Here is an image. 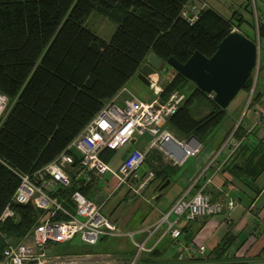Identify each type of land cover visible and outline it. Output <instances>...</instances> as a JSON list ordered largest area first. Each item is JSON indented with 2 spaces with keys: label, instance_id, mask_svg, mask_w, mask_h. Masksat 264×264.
<instances>
[{
  "label": "trees",
  "instance_id": "obj_1",
  "mask_svg": "<svg viewBox=\"0 0 264 264\" xmlns=\"http://www.w3.org/2000/svg\"><path fill=\"white\" fill-rule=\"evenodd\" d=\"M192 2L0 0V94L7 100L0 124V215L6 205L14 211L13 219L0 222V258L9 242L21 239L36 226L40 214L31 204H11L19 186L16 173L33 172L64 151L100 108L135 76L150 53L162 61L173 57L180 63L195 51L210 58L235 23L251 41L255 42V37L241 30L245 22L258 39L264 38V20L259 17L252 23L235 11L225 18L210 7L190 22L181 13ZM244 7L248 10V4ZM92 12L116 23L108 41L84 25ZM173 75L162 86L161 98L183 92L185 99L167 120L166 128L179 139L194 137L206 144L225 120L227 109L222 110L179 73ZM252 84L250 78L243 87L246 96ZM259 96L258 90L253 92L246 113L256 109L253 105ZM202 102L208 104L209 112L192 117L191 107ZM243 119L233 134L239 142L234 158L223 171L231 175L230 182L253 193L252 203L260 192L255 182L264 170V134H247ZM124 146L128 152L134 149L130 144ZM116 152L105 150L101 158L109 163ZM156 161L159 169L155 177L162 175V183L168 179L161 174L167 167H160L158 157ZM79 190L87 195L89 187ZM237 236L227 232L220 238L213 248L216 258L231 248ZM260 254L264 258V246Z\"/></svg>",
  "mask_w": 264,
  "mask_h": 264
},
{
  "label": "built area",
  "instance_id": "obj_2",
  "mask_svg": "<svg viewBox=\"0 0 264 264\" xmlns=\"http://www.w3.org/2000/svg\"><path fill=\"white\" fill-rule=\"evenodd\" d=\"M205 7L208 5L204 2L190 3L183 9L182 17L193 22ZM157 77L158 73L149 77V87L154 93L152 100L144 101L134 94L123 97L122 103L117 102L116 97L112 98L51 162L30 173H16L19 186L12 194L11 204H31L40 214L36 226L3 248L0 264H244V255L240 251L244 244L234 249L231 247L216 258L213 250L203 243L192 239L181 241L189 222L232 211L236 201L230 196V191L235 188L231 183L226 185L218 200L211 199L203 188L192 195L185 192L178 196L157 220L139 229L137 234L143 236L139 242L133 237L136 233L123 231L117 222L102 214L103 204L95 203L79 190L89 187L90 192L98 182L107 186L109 180H115L112 193L122 188L131 197H138L155 177L154 169L146 166L150 152L154 151L174 166H181L187 159L198 155L200 142L197 139H179L166 128L167 120L177 112L185 97L172 92L162 99L161 88L156 85ZM252 83L240 119L225 144L246 115L255 91V79ZM124 91L127 90L123 88L120 94ZM207 95L214 98L212 94ZM6 106V99L0 94V124ZM253 115L254 126L264 130V109H254ZM143 137L148 138L145 146L129 151L116 167L112 168L101 158L103 151L118 150L132 139L135 144ZM143 164L144 169L141 168ZM4 208L0 222L14 217L9 205ZM75 236L88 247H94L101 238H124L132 245L133 252L126 261L110 254L65 251ZM164 237L170 238L175 249L174 259L150 260V255ZM152 238L156 240L148 246Z\"/></svg>",
  "mask_w": 264,
  "mask_h": 264
},
{
  "label": "rangeland",
  "instance_id": "obj_3",
  "mask_svg": "<svg viewBox=\"0 0 264 264\" xmlns=\"http://www.w3.org/2000/svg\"><path fill=\"white\" fill-rule=\"evenodd\" d=\"M264 2V0H209V4L213 5L220 14H223L224 16H232L231 14L233 11L235 12H240L243 13L245 9V5L248 4V9L251 11L250 14H252V17L247 13L246 15L250 18V22L256 23L258 16V12L255 11V6L257 5V2ZM198 2H204L206 5L208 3L205 0H193L192 3H198ZM210 5H208L207 8H209ZM206 8V7H205ZM204 8V9H205ZM203 10V9H202ZM201 10V11H202ZM85 26L96 36L99 38L103 39L104 41H108L110 37L113 35L117 25L113 20H110L109 18H105L104 16L100 15L97 12H92L85 20ZM236 24V23H235ZM235 24L232 25L231 31H238L239 29L238 26H235ZM241 30L243 32H246L247 35H252L255 37V43L257 44L258 48V57L260 56V64L258 71L256 73H253L252 77L254 80L255 79V91L259 90V87L261 85V79L264 77V38L258 39L256 35V31H253L250 26L246 25V23L241 24ZM174 70L166 65L163 70L158 72V77L156 79V85H159L161 88L160 95L163 92V85L167 83L168 80H170L174 75ZM127 87L136 94V96L139 99L142 100H150L154 98V93L152 88L143 85L140 83V81L137 79V77H133L127 84ZM185 87H188L185 85ZM181 93L185 96L183 92H177ZM236 98L227 106V112H232V110L237 108V104L243 99V103H241L240 106L244 108L243 105H245L249 95L246 96V93L243 90H240L236 94ZM260 101H264V97L260 98ZM7 104V100H6ZM253 106L255 108H259V101L256 102ZM208 104L205 102L195 104L191 107V112L190 114L194 118H200L204 114L209 112ZM253 112V107L248 110L246 115L244 116V121H246L249 118V115ZM240 117V116H239ZM240 119V118H239ZM226 121L224 120L221 125H223ZM220 125V126H221ZM229 125V122L226 123V126ZM225 126V124L223 125ZM226 126L224 128H226ZM222 131V130H220ZM264 134V130H262L259 133V136ZM141 140V141H140ZM139 140V144L147 143L148 138L143 137L142 139ZM204 145V144H203ZM126 147V146H125ZM209 150V149H208ZM121 150H117L116 154L113 156V164L120 158L121 155ZM155 154L151 155V158H149L151 163L156 159ZM161 166L164 168L167 167V171L164 174V176L168 179L166 180H171L173 178L174 173L176 172V169L172 163L168 162L167 160L160 158ZM193 159L190 158L189 161H192ZM188 161V162H189ZM112 164V165H113ZM159 164V163H158ZM157 162L154 164V167L159 169V165ZM186 164L184 165V167ZM163 168V169H164ZM161 176L159 177L160 180L157 179L154 183H152V186H154L157 182L162 181ZM165 180V181H166ZM264 180V171L263 175L258 179L257 184L260 185L262 184ZM164 182V181H163ZM162 182V183H163ZM161 185V182H160ZM113 188L112 185L105 186L102 184V182L96 183L93 187L92 190L89 192L90 194L88 197L93 200L97 204L103 203L104 200V207L102 210L103 215H108L110 220L115 222L119 221L120 226L125 227L126 231H129L128 229H132L134 227H137L139 223L141 222V219L146 214L150 213V210L153 205L157 204L158 201H154L153 196L148 197V202L152 205L146 204L145 202L142 201V198H136L133 201H125L124 198V192L123 190L121 191H116L115 195H111L108 198V194L110 193V190ZM158 189V187H157ZM168 195V194H166ZM253 193L249 190L244 188V190L240 191L238 197L242 198L241 202H235L236 205L230 212L229 217H226L225 220L223 219L224 216H226L224 213L219 214L218 216H213L209 217L205 220H196L194 222H189L188 223V238L193 239L194 242H203L208 245L209 248L216 247V242L220 240L227 232L228 233H235L238 234V236L235 238L234 242L232 243L231 247L234 249L238 245L239 242L243 240V238L247 237L245 242L243 243L244 245L242 246V255H244V264H264V258L260 254V249L264 246V212L260 215V217L253 215L247 217L245 215V209L251 201V196ZM256 197V196H255ZM108 198V199H107ZM164 198H161V201H163ZM247 222V227L242 228L244 224ZM257 221H259L260 227L255 230V234L252 235L250 232L254 225H257ZM252 235V236H251ZM135 241L139 242L143 236L139 234H134L133 235ZM183 236L181 238V241L183 242ZM152 240V239H151ZM188 240V239H187ZM213 240H216L213 241ZM30 241V240H29ZM122 242V245L125 248H132V245L127 242V241H114L111 242L115 248H117L118 244ZM151 242V241H150ZM149 242V243H150ZM88 247L86 244H84L78 236H75L71 239L70 244L68 245V248H66L65 251L68 252H75L76 250L78 251L79 249H83ZM95 248L99 246H95ZM94 247H89V249H92Z\"/></svg>",
  "mask_w": 264,
  "mask_h": 264
},
{
  "label": "crops",
  "instance_id": "obj_4",
  "mask_svg": "<svg viewBox=\"0 0 264 264\" xmlns=\"http://www.w3.org/2000/svg\"><path fill=\"white\" fill-rule=\"evenodd\" d=\"M205 1L208 3V5H210L209 8L211 7L212 9H214L216 11L215 7L211 4H209V0H205ZM256 4L257 5L255 6V11L258 12L257 14L260 17V19L264 20V2L259 1ZM248 10L244 9V11H242L243 13H240L238 11L237 14H239L240 17L244 18V20L249 21L250 18L246 15L247 13H249ZM216 12L220 16H224L223 14H220L218 11H216ZM249 15L252 17V14L249 13ZM224 17L230 18L231 16H228V17L224 16ZM245 23H246V25H248L247 22H245ZM257 60H258V62H257L256 70L258 71L259 64H260V56L258 57ZM260 83H261V85H260L259 90H258V93L260 94L259 100H258L260 107L256 108V109H258V110L262 109L263 110L264 109V101H260V98L264 97V77L261 79ZM123 88L126 89L127 91L126 92L124 91V92H122V94H120V92L122 91L121 90L113 97V98L116 97L117 102H120V103H122V98L126 97L127 95H129V94L136 95L134 92H132L127 87V85L123 86L122 89ZM150 100H152V99H150ZM150 100H146V101H150ZM241 103H243V99L237 104L236 109L232 110V112H226V116H225L226 122L224 124L226 126V123L229 122V125L226 126V128H224L225 127V126H223L224 124L221 125L219 127L218 131L216 132V134L214 135V137L212 139H210L209 141H207L208 143H206L204 145L200 143V149H199L198 155L193 157L192 161H189V159H190L189 158L181 166H174L173 165L175 168H177L176 172L174 173L173 178L171 180H169L168 185L166 187H164L163 189H161L160 192H159V188L165 181L163 183H161V185H160L161 181H159L154 186H152V183L157 181V179L160 180L159 177H154V180L144 190L143 194L138 196V197H131L130 195L127 194V191H125L122 188L116 189L115 192L112 193V190L115 187L116 181L115 180L114 181L109 180L107 186L112 185L113 188L110 190V193L108 194L109 195L108 198L111 195H115L116 191L123 190L125 201L126 200L127 201H133L136 198H140V199L142 198L143 202L151 205L147 200L148 197L151 195L153 196L154 201H158L157 204H155L153 206L151 205L152 208L150 210V213L146 214L143 217V219H141V222L139 223V225L137 227L132 228V229H128L129 231H133L134 233L137 234L139 229H141L143 226L150 225V223L157 220L163 214V212L167 211V209L172 205V203L174 202V200L178 196L182 195L185 192H187L189 195H192L193 193H195V191L197 189L203 188L206 192H208L211 199L218 200L221 198V193L226 190V188H227L226 185L231 183L233 185V187H235V188L230 191V196L232 198H234L236 202H241L242 198L238 197V195H239L240 191L244 190L245 187L239 188L234 183L235 181H233V183L230 182L231 175H229L223 171L224 168L230 162V160H232L234 158V155H235L234 151H235L236 147L238 146L237 145L238 142L235 141L233 139V137L228 140L229 142L227 144H225V143H226L227 138L229 137V134L232 132V129L238 123L239 116H241V114L243 112V107L240 106ZM244 119H243V128L246 129V133L248 134L250 131H253V132H256V136L260 137L259 133L262 131V129H260L259 126H254L255 117L253 115V112L251 113V115H249V118L246 121H244ZM220 130H222V131H220ZM139 140L140 139H138L135 144L134 143L133 144L129 143V144L132 145L133 148H136V147L143 148L145 146V142L139 144L138 143ZM127 149L128 148L125 146L123 148L118 149V150H121L122 152H121L120 158L118 160H116V162L114 164H113L114 158L112 161L109 162V165L112 168L116 167L125 158V155L128 152ZM153 154H155L157 156V154L154 151L150 152L148 155L149 156L148 160L146 161V166L152 167L154 169L155 175H156V169L157 168L154 167V164L157 161L155 159L151 163L152 160L149 159V158H151V155H153ZM158 157H160V156H158ZM185 164H186V166L184 167ZM262 175H263V172L261 173V175L257 178V180L255 182L256 186H258V188L260 189L259 194L256 196V198L254 200H252V203L250 201V204L246 208H244L245 209V215H247V217L253 216V215L260 217L262 212H264V180H263L262 184H260V185L257 184L258 179ZM157 187H158V189H157ZM89 194L90 193L88 192L87 195H89ZM166 194H168V195H166ZM158 195H160L159 198L157 200H155V197ZM161 198H164L163 201H161ZM251 199H252V196H251ZM105 201L106 200H104L103 203H101V204H103L101 212L103 210ZM235 205H236V203H235ZM221 214H223V213H221ZM224 214L226 215L223 218L225 220L226 217H229L230 213L228 214L227 212H224ZM105 216L109 218L108 215H105ZM249 219L250 218H248V220L246 221V223L244 224V226L242 228L247 227V222L251 221ZM203 220H205V219H203ZM116 222H117L118 226H120L119 221L117 220V221H115V223ZM256 223H257V225H254L253 229L250 231L252 233V235H254L255 230L258 229V227H260L259 221H257ZM120 227L123 231H126V228H125L126 226L125 227L120 226ZM182 235L184 237L183 238L184 241L187 239H191V238H188V235H189L188 234V224L185 226ZM117 240L126 241L124 238L123 239H121V238L114 239V238L105 237V238H101L97 242V244L95 245L96 247L97 246H99V247H97V248L94 247L92 249H89V247H86L83 249H79L78 251L76 250L75 253H82V254L88 253V254H93V255L94 254H98V255L110 254V255L115 256V257L118 256L122 260L127 261V259L132 255L133 249L131 250V248H125L122 245V242H120L118 244L117 248H115L111 242H114ZM155 240H156L155 238L154 239L152 238V240L148 244V246H150ZM213 241L216 242V240H213ZM245 241H243V242H245ZM218 242H216L215 244H217ZM201 243H203V242H201ZM203 244L207 245L206 243H203ZM174 252H175V249L171 245L170 238L164 237L162 239V241H160L157 244L155 251L152 252L149 259L154 260V261H162V262L163 261H170V260L174 259L173 258Z\"/></svg>",
  "mask_w": 264,
  "mask_h": 264
},
{
  "label": "water",
  "instance_id": "obj_5",
  "mask_svg": "<svg viewBox=\"0 0 264 264\" xmlns=\"http://www.w3.org/2000/svg\"><path fill=\"white\" fill-rule=\"evenodd\" d=\"M257 47V44L248 37L234 31L223 37L210 58H206L195 51L184 63H180L173 57L162 61L150 53L143 61L135 77L141 84L149 87V77L155 76L168 65L175 73H179L191 81L201 92L212 94L214 96L213 102L222 110H226L256 69L258 62ZM133 143L134 140L132 139L130 144ZM144 167L145 164L141 168L144 169ZM168 183L169 180H166L160 186L159 192ZM159 196H156L155 200Z\"/></svg>",
  "mask_w": 264,
  "mask_h": 264
}]
</instances>
